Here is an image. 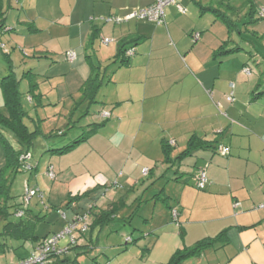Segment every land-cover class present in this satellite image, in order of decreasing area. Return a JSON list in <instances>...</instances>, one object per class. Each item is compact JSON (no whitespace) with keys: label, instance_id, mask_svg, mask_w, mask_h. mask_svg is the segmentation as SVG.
I'll return each instance as SVG.
<instances>
[{"label":"crops","instance_id":"crops-1","mask_svg":"<svg viewBox=\"0 0 264 264\" xmlns=\"http://www.w3.org/2000/svg\"><path fill=\"white\" fill-rule=\"evenodd\" d=\"M3 1L0 11L7 29L15 26L19 32L11 37L13 48L24 56L29 49L36 53L44 50L45 56L36 57L40 58L37 65L20 73L24 58L17 59L7 51L9 59L1 73L7 76L12 68L20 82L36 79L34 94L40 106L49 93L47 87L56 83L58 88L51 87L54 92L48 101L67 105L69 122L81 86L96 73L94 67L100 66L105 77L102 88L107 87L108 93L99 100L103 109L98 121L93 119V124L103 126L70 153H49L57 175L51 194L63 189L67 195L86 193L82 198L89 200L73 202V216L80 210L87 212L92 200L102 196L101 207L86 215L92 218L87 226L93 230L98 228L92 227L95 215L126 194L125 209L129 208L133 195L145 188V178L156 177L160 182L170 176L168 186L162 189L173 202L178 215L173 218L179 227V237L173 245L168 244L173 248L171 257L179 250L213 241L199 254V264H264V19L255 22L264 0H178L166 7L162 25L146 19L108 21L125 19L155 0H22L21 10L14 14L15 0H8L7 10ZM43 2L52 4L51 17L42 14ZM201 6L231 17L237 29L230 32L221 16ZM253 7L254 18L251 13L244 15ZM44 35L47 41L39 43ZM123 47L134 48L133 54L119 56ZM69 52L76 54L74 61L67 58ZM52 54L57 61L51 60ZM44 59L50 61L46 65L49 73L42 70ZM247 65L257 73L245 75ZM38 80L49 85H40ZM74 84L78 88L75 93ZM258 89L263 93L255 97ZM232 93L234 103L227 99ZM0 97L3 108V93ZM102 112L111 115L104 119ZM193 138L210 146L202 148L197 140L193 154L169 169L163 144L169 143L175 159ZM223 148L229 149L228 155L222 153ZM2 166L0 153V169ZM203 174L207 185L199 190L198 178ZM179 176V181L175 180ZM136 200L142 203L143 196ZM122 213L113 220L120 219ZM65 217L66 227L71 220L68 214Z\"/></svg>","mask_w":264,"mask_h":264},{"label":"rangeland","instance_id":"rangeland-1","mask_svg":"<svg viewBox=\"0 0 264 264\" xmlns=\"http://www.w3.org/2000/svg\"><path fill=\"white\" fill-rule=\"evenodd\" d=\"M8 0H4V10H7V4ZM44 3V2H43ZM243 2L237 4V6H241ZM14 5V3H13ZM52 6V4H50ZM46 3H44L41 6L42 14L47 15L48 17L52 16V8ZM57 9V8H55ZM21 10V5L15 3V8L12 10V14H14V11ZM250 9L248 8L244 15L247 13H250ZM17 13V12H16ZM248 16V15H247ZM246 16V18H248ZM250 18V17H249ZM248 18V19H249ZM11 22L15 21L13 15L11 17ZM256 24L260 21L257 19ZM12 27V26H10ZM9 29H16V31L12 32H0V68L6 67V60L7 57L4 55V52H11L15 58H24L23 61L25 64L20 65L18 69H20V73H23V71L28 70L31 67H35L34 65H37V61L41 57L45 56L43 51L35 52L34 50H26V54L28 56H24L23 53H20V51H17L15 48H13L15 45L12 44L11 37H17L18 28L13 26L14 28ZM254 26H252L250 29H253ZM43 35V34H39ZM252 36V33L250 34ZM30 40V39H29ZM34 40V39H33ZM46 40V36L44 35V39H42L39 43H43ZM51 42H49L50 44ZM101 46V43L98 42L97 47L99 48ZM41 48H37V50H40ZM98 51V49H97ZM52 61H57L58 58H56L55 55H51ZM50 61L43 60L42 64H44V67H42L43 72L49 73L48 69L46 68V65L49 64ZM26 65V66H25ZM253 70L256 69L255 67H251ZM34 71H36L34 69ZM41 73V69L39 71ZM256 73V71H255ZM5 77L2 75L0 70V85L1 80ZM37 78V75L36 77ZM35 81V82H34ZM107 81V80H106ZM33 82V85L36 86V79L33 81H29L24 79L19 84V92L22 95V103L24 106L25 111L28 112V116L24 119L25 124L31 131H35L38 126L41 127V130L44 134H46L45 137H38L36 140L35 148H33L30 158H29V164L33 166V170L30 172H24L19 174L13 181L12 184V193L13 195L17 196V201H20L21 196H24L25 190H26V182L29 184L30 188H37L40 187L45 192L44 201L39 199V197H35L30 202V208L34 210L36 213H42V215L46 216L45 222H41L37 229V235L42 237L45 235H54L53 233H56V231L60 230V232L65 230L66 225V217L65 214H68L69 220H73V212L76 208V205L74 204L72 207V204L68 205L70 195L63 194V192L66 189H63L61 193H55L51 194L52 184L55 183V181H51V179L46 175L48 167L50 165H53L55 167L56 164L52 163L49 159V153L46 151L50 148H59L67 145L68 143H73L78 137H81L83 134H85L86 127L88 125H92L94 123L93 119H97L98 121V114L103 109V106L98 104H93L91 106L90 113L83 116L87 110H88V104L83 103L81 104V108L79 111H75L76 113L73 115V121L75 122L74 126L68 129L65 133V135H58L57 132L58 129L65 130V124L67 123V110L65 109L67 105L57 104L55 101L49 102L48 98L52 99L51 92L53 91V88H51L53 85H49V82L41 83L40 80L38 82L40 85H49L47 87L48 94H45L44 102L43 104H39V97L35 96L34 86H30V83ZM55 83V82H54ZM56 84V83H55ZM54 84V90H57L58 86ZM12 86V84H10ZM76 87V88H75ZM46 88V87H43ZM42 92L46 93L43 91ZM74 93L77 92V86L74 84ZM107 87H104L101 89L98 100H103L105 95L108 93ZM111 88V86H110ZM61 91H63V88L61 87ZM0 94L2 96V90L0 86ZM32 97L30 99L29 97ZM1 98V97H0ZM78 98V97H77ZM3 98H2V104L3 105ZM33 101V102H32ZM47 103H51L48 104ZM69 103V102H68ZM109 108V106H106ZM0 113L4 112V106L3 108H0ZM44 119V120H43ZM41 120V121H39ZM6 138L8 139L9 143L13 145V147L16 149L19 148V144L15 138V136L10 132L4 133ZM51 135V137H50ZM0 153L2 154L3 158V166L6 163L5 158V150L2 144H0ZM161 165V164H160ZM158 175V174H157ZM169 175H171L169 173ZM145 178V188L140 189L139 193H135L133 197L130 199V207L123 210V213L120 216V219L118 220H111L109 221L108 225H105L103 228H97V229H91L87 226L86 229H84L85 224H91L92 218L90 219V216H87V221L82 225V227L79 229V231H76L73 233L72 237L75 238L76 241L72 243L71 238L68 237V240L63 239L60 242V246L69 243V247L71 248L68 252H66L65 255L61 256V260L58 261V259H55V261H58L56 264H166L169 262V259L171 257V247H168L169 245H173L175 240L179 237V227L173 218L174 214V208L173 202H170V208L164 204L162 201H154L153 196L154 194L158 193L162 188H166L168 184L166 183L167 176L160 182H156L155 178ZM172 178V177H171ZM184 178H187L184 176ZM159 182V183H158ZM150 183V184H149ZM157 184V185H156ZM55 191V188H53ZM168 191V189H167ZM168 192H166L167 194ZM143 200L142 203L139 201L136 202L137 205L134 203L135 197H142ZM167 195H163L162 197L165 198ZM149 197V198H147ZM51 198V199H50ZM146 198L148 199V202H146ZM88 199L89 197L81 198V200ZM87 200V201H88ZM86 201V200H85ZM103 202L102 196L97 197L92 200V204H90L87 208V212L82 213L77 212L75 214H91L95 213L100 207L101 203ZM50 206L55 207L56 209L49 208ZM69 207V208H68ZM60 209L58 212L57 210ZM173 209V210H171ZM69 212L72 213L69 214ZM76 212V211H75ZM136 212V215L133 217L132 214ZM168 222L169 224H164ZM60 226H62V229H60ZM172 228H177L176 230H173ZM176 234V235H175ZM133 240L134 242L128 244L127 242L130 240ZM180 244V242L178 241ZM181 247V244L180 246ZM33 245L32 244H26L25 248H20L17 250L16 253L13 255H1L0 254V262L6 263L7 260L13 259V258H26L31 256ZM175 251V250H174ZM14 256V257H13ZM54 262V260H52ZM14 263V262H13ZM184 264H199V256L198 257H191L189 259H186Z\"/></svg>","mask_w":264,"mask_h":264},{"label":"trees","instance_id":"trees-1","mask_svg":"<svg viewBox=\"0 0 264 264\" xmlns=\"http://www.w3.org/2000/svg\"><path fill=\"white\" fill-rule=\"evenodd\" d=\"M22 0H15L17 4L20 3ZM202 10H210L214 12L217 16H221L224 20V22L227 24L230 32L232 30L237 29L236 27V22L232 20L231 17L226 16L223 14L220 10L217 9H206L201 6ZM264 8H261L259 11V20H263L264 17H260L261 11ZM254 11L256 9L253 7L251 9V17L254 18ZM238 16V14H236ZM6 27V22L5 19L2 15V11H0V32H12V29H7ZM200 37V34H199ZM130 50H134V48L131 49H122L119 50V56H123L125 53H128ZM4 55L6 57H9V54L4 52ZM9 59V58H7ZM124 62L122 61L120 63V66H123ZM251 65H247L244 67L248 68L251 71V75L253 72L255 73L256 69H252ZM10 68L9 74L5 76L2 81H1V90L4 96V112L0 113V144L3 145L4 150H5V158H6V163L4 167L0 169V254L1 255H7L10 252L16 253L18 249L20 248H25L26 244H32V252L31 253H37V250L39 247L44 243V241L50 239L52 236L59 234L54 233V235H45V236H38L37 235V229L38 226L41 222H45L46 216L42 215V213H36L34 210L30 208V202L33 198L39 197L42 201H44L45 197V192L40 189V187L37 188H30L29 184L26 182V190L24 196H21L20 201H17V196L13 195L12 191V184L14 179L21 173L24 172H30L34 168L31 164H29V158L31 155V152L33 148H35L36 140L38 137H45L46 134L43 133L41 130V127L38 126L35 131H31L27 125L24 122V119L28 116V112L25 111L23 103H22V95L19 92V84L20 81L17 79L16 75L14 74V69ZM95 74L93 76H90L81 86L80 88V96L76 100V109L75 111H79L81 108V104L87 103L88 104V110L87 112L83 115H87L90 113L91 106L93 104H98L100 103L98 100V95L99 92L102 88V86L105 83V77L103 76L102 70L100 66H95L94 67ZM101 71V72H100ZM31 71H29L30 74ZM257 73V71H256ZM255 73V74H256ZM12 84V86H10ZM31 86H34L33 83ZM36 86H34L35 88ZM34 90L33 92H35ZM263 92H260L259 89L255 91V97L261 95ZM36 96V95H35ZM230 96H233L234 102L236 100L234 94L232 93ZM30 99L32 97L30 96ZM233 102V103H234ZM70 114V121L65 124L64 128L65 130L63 131L62 129H58L59 131L57 132L58 135H65L66 131L70 129L71 127L74 126L75 122L73 121L72 116L76 113ZM104 114V116H103ZM104 119H107L110 117V113H103L101 114ZM72 118V119H71ZM41 121V120H39ZM73 125V126H72ZM103 126V124H92L88 125L86 127L85 134H83L81 137H78L73 143H69L66 146L59 147V148H50L47 150L48 153L55 154V155H66L70 153L74 148H76L78 145L84 143L89 139V137L99 129V127ZM5 132H10L12 133L18 144L19 148L15 149L13 145H11L8 141V139L5 136ZM51 137V135H50ZM197 138H193L190 141V146L189 148L184 151L180 156L177 158L173 159L171 154H172V147L169 145L168 142L163 144V153H164V163L169 165V169H174L177 168V164H180L181 160L183 159L184 156H189L193 154V149L196 146L197 143ZM209 142L199 140V146L202 148H208L210 145ZM52 169V172L54 173V178H51L49 175L50 170ZM55 167L53 165H50L47 170V176L51 179V181H55L57 179L56 171L54 170ZM178 174V170L175 172ZM183 176V175H181ZM179 176L178 178L176 177L175 180L179 181L181 178ZM200 178H198V184L197 187L199 190H205L206 185L204 188H200ZM31 192L34 193V195H31ZM86 193H84L81 196H73L72 194L70 195L69 198V203L73 204L76 200L81 199ZM162 194L164 195V189H161L158 193L154 194L153 200L158 202L162 201L168 208H170V197L166 196L165 198L162 197ZM126 197L127 194L120 198L116 202H112L109 204L108 208L105 210H100L96 215L94 222L92 224V227H98V228H103L105 225H108L109 221L113 220V216H117L121 211L125 210V208L128 206L126 202ZM138 202V200H136ZM134 202L136 205L137 203ZM141 202V201H140ZM53 206H50L49 208H52ZM56 209V206L53 207ZM58 212L60 209L57 210ZM78 216H84L87 217V214H77ZM74 215V218L77 216ZM136 215V212L132 214L131 217ZM74 218L72 221L68 222L67 227L70 226L71 223H74ZM87 221V218L83 223H80L77 225V230L84 225V223ZM86 225V224H85ZM74 231V232H76ZM63 232V231H62ZM73 232V233H74ZM68 237H65L63 239L68 240ZM61 239L56 247L55 251H52L49 253L48 258L45 260L43 264H56L58 261L61 260V256L65 255L66 252H68L71 248L69 247V243L67 246L62 248L60 246V242L63 240ZM72 243L75 240L74 237L71 238ZM134 242L132 239L128 241L127 243L130 244ZM212 242H205V243H200L198 244L195 248L193 249H185V250H179L177 251L169 260L168 263L166 264H184L186 259H189L191 257H196L201 254L203 249L212 244ZM28 259L26 258H20L18 257L17 260L13 262H18V261H23ZM55 259H58V261H55ZM54 260V262H52ZM56 262V263H55ZM12 263V262H11ZM2 264V263H1ZM10 264V263H6Z\"/></svg>","mask_w":264,"mask_h":264},{"label":"built area","instance_id":"built-area-1","mask_svg":"<svg viewBox=\"0 0 264 264\" xmlns=\"http://www.w3.org/2000/svg\"><path fill=\"white\" fill-rule=\"evenodd\" d=\"M178 0H155V3L147 8L144 9H137L134 10L128 17H126L125 19H120V18H110L108 21L111 22H122L124 20H132V19H146L149 20L150 22H153L157 25H162L164 23V13H165V9L167 6L175 4ZM181 12L185 13V9L181 8ZM261 16L260 17H264V9H262L261 11ZM105 44L109 43L108 39L104 40ZM133 54V50H130L128 52V55H132ZM67 58L70 61H74L76 59V54L74 52H69L67 53ZM243 73L247 76L251 75V71L248 68H245L243 70ZM229 102H234V98L233 96H229L228 98ZM222 153L224 155H228L229 154V149L228 148H223L222 149ZM148 170H144V173H147ZM49 175L51 176V178H54V173L52 172V169L50 170ZM207 183V179L205 174L202 175L201 179H200V188H204L205 185ZM31 195H34V193L31 192ZM262 208H264V204H262L261 206ZM174 216L175 218H177V211L174 212ZM86 217L84 216H76L74 218V223H71L69 227H67L63 232L56 234L54 236H52L50 239L44 241V243L39 247V249L37 250V253H32L31 256L23 261H18V262H12L10 264H43L45 262V260L48 258V255L50 252L55 251L56 247L59 243V241L67 236L72 237L73 232L77 230V225L80 223H83V221H85ZM87 228V224L84 226V229ZM1 264V263H0Z\"/></svg>","mask_w":264,"mask_h":264}]
</instances>
